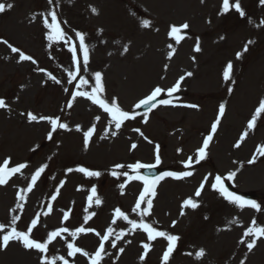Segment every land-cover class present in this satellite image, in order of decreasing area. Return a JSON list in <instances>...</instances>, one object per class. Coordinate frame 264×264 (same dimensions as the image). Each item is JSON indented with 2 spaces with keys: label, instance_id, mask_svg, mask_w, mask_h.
Instances as JSON below:
<instances>
[{
  "label": "rangeland",
  "instance_id": "374dc122",
  "mask_svg": "<svg viewBox=\"0 0 264 264\" xmlns=\"http://www.w3.org/2000/svg\"><path fill=\"white\" fill-rule=\"evenodd\" d=\"M0 2L13 5L10 10L0 13V29L6 35L8 43L21 47L26 54L39 59L43 65H47L57 50L55 41L47 39L49 30L43 23V16L52 10L57 12L65 30L82 32L90 45L94 48L102 47L95 56L92 69L103 73L105 96L111 100L112 95L118 96V102L123 105L127 101L133 103L156 86L168 89L181 76H185L183 71H191L195 76L192 82L195 94L193 101L202 104L198 111L165 110L148 121L152 130L156 128L160 132L167 131L168 136L163 137L170 140L172 145H177L180 142L179 136L183 135L181 143L186 148V153H191L199 145L198 131L211 124L216 102L225 96L224 86L231 84V81L223 79V62L232 57L240 40L252 41L250 45L254 48L246 55L247 73L238 83L236 91L237 99L243 97L245 113L241 114L238 105L229 108L225 105L226 118L222 120L219 137L211 149L212 164L202 167L199 174L188 180L190 182L175 183L168 179L161 187L153 214L144 217V221L159 231L179 236L180 239L170 254L169 264H264V237L257 240L250 252L246 245L252 237H244L245 230L251 226L254 218L258 226H264V202L259 203L262 206L260 212L250 207L241 210L237 205L223 201L218 190L211 187L214 182L209 178V175H215L214 172L224 176L235 172L241 191L264 192V156L256 159L259 163L249 164L254 155L256 158L261 156L258 149L264 146L262 113L257 117L256 121H259L253 130L247 127L260 101L264 99V5H261L260 0H242L240 3L245 15L239 20H235L239 16H233V13L222 14L220 6L223 0H53L51 5L48 0ZM92 7L98 10V14L91 11ZM134 9L146 10L152 19L147 27L135 19ZM184 23L189 28L182 31L185 40L179 44L169 36L163 40L160 32L154 33L156 29H160L168 34L172 25L180 26ZM225 36L226 40L223 42L222 37ZM102 38L108 43V47L104 48L100 44ZM170 43L175 48L171 59L169 53L172 49L168 48ZM197 43L200 47L198 52L195 51ZM125 46L127 51L124 50ZM141 66L152 67L153 70L148 82L140 83L142 86L138 88L134 86L136 81L132 76ZM103 68L108 69L107 75ZM94 74L95 71L88 74L87 88L93 86ZM55 77L60 81L59 84L50 77H45L38 67L23 64L19 60V54L8 52L7 46L1 44L0 97L5 96L14 83H18L19 88L16 97L10 99L13 102L5 101L8 107L0 110V162L11 157L12 164L27 163L28 167L25 173L0 189V223L9 225L13 215H20L16 227L18 230H25L37 213L45 212L49 199L52 195H57L59 189L53 211L47 216L41 215L35 239L44 242L48 233L61 227H69L71 231L81 226L93 227L101 235L112 227L113 236L105 242L108 255L104 256L102 264H162V255L168 246L167 240L158 237L149 241L147 233L141 229L130 230L131 225L115 215V209L119 208L129 219L140 220L138 214L132 211L139 185L109 183L107 179L99 184L96 177L89 178L76 171L80 166L107 168L118 162L122 153L118 145L113 144L112 154L116 158L100 165L101 157L97 151L99 144L94 143L92 148L83 146L85 130L95 124L98 136L102 132L105 118L95 108L79 101H74L72 108L67 107L70 100L69 92L64 90L69 89L67 64L60 63ZM46 86L48 91L44 90ZM34 94L38 95L36 100L33 99ZM29 112L37 116L60 117L61 122L67 123L71 130L58 129L53 134V140H48L50 124L47 121L29 122ZM96 116H100L99 121L95 119ZM161 117H180L183 124L174 122L169 126L162 125L158 123ZM193 123L198 125L197 129L190 128ZM243 124L244 132L247 131L248 134L241 141L242 134L239 132ZM77 125L80 126V131L77 130ZM122 132L123 130H119V136ZM237 142H240L239 148L235 147ZM38 144L42 146L41 149L31 154L30 150ZM167 153L168 147H165L164 158L168 160L171 156ZM142 157L139 159L151 161V149L150 154L146 153ZM184 157L185 155L178 159L182 160ZM43 164L48 165L42 177L45 179L42 181L41 178L35 190L26 194L23 211L17 209L13 213L11 210L18 202L17 193L21 188L27 187L32 173ZM169 164L172 163L167 162ZM69 168L73 171L68 172ZM49 175L48 184L46 178ZM205 177L208 179L203 193L196 197L195 189L200 188ZM22 178L25 180L20 185L18 182ZM121 184L125 185L123 189ZM93 186L102 201L99 206L95 205V198L93 204L88 205L87 197ZM188 198L197 202L199 207H183ZM93 211L96 215L86 224L84 217ZM65 212L71 214L66 224L63 222ZM99 215L105 218L100 226L95 223ZM233 220H238L239 223H230ZM39 229L43 232L44 241L39 235ZM7 230L9 229L6 228L5 231ZM121 232L124 233L122 239L116 241V248H112V240ZM68 242H74L91 256L98 249L100 240L92 233L78 234L76 238L71 237L70 233L64 234L49 245L46 254L49 261L55 258V264H63L59 254L69 264H90L89 257L82 254L69 257L66 247ZM145 243L150 247L148 255L141 260ZM121 247L124 248L123 253L118 251ZM201 249L205 255L198 259L196 253ZM23 251L26 249L18 242L5 252L0 249V264H15L13 260L18 255L25 257L22 264H40L38 252L24 255L20 253Z\"/></svg>",
  "mask_w": 264,
  "mask_h": 264
},
{
  "label": "snow or ice",
  "instance_id": "6c2138e0",
  "mask_svg": "<svg viewBox=\"0 0 264 264\" xmlns=\"http://www.w3.org/2000/svg\"><path fill=\"white\" fill-rule=\"evenodd\" d=\"M48 3L51 5L53 3V0H48ZM261 5H264V0H260ZM13 7L11 3H2L0 2V13H4L6 10H10ZM230 7H234L235 10L240 14L241 17L245 15L244 10L241 8V4L239 0H235L234 5H230V0H223V12L227 13L230 10ZM91 11L95 14H98V10L95 7L91 8ZM43 23L44 26L49 30L47 33V39L49 41H64L65 43H71V38L67 37V34L64 32L63 28L61 27V21L58 19L57 12L55 10H52L48 12L46 15L43 16ZM66 23V21L64 22ZM149 21L143 20L142 26L147 27L149 25ZM189 28V25L187 23H184L180 26L172 25L170 28V31L168 33L169 37H171L176 44H179L181 40L184 38L180 33L183 30H186ZM75 35L78 37V45L79 48L83 50V66L86 69L89 64L90 54H89V48L86 44V37L82 32L77 31ZM4 44H6L13 53L19 54V60L20 61H31L32 63H36L34 58L31 55L25 54L22 50H20L17 47L12 46L8 43L7 40L2 41ZM252 41H248V44H251ZM248 44L245 45L243 52L248 51ZM168 48L172 49V52L169 53V59H171L172 53L175 52V48L173 47V44H168ZM125 51H127V46L124 48ZM195 51H200L199 43H197L195 47ZM71 52L73 53V59L76 60V71L68 72V83H72V81L77 79V75L80 72V60L76 57L77 53V47L73 46L71 48ZM243 53L238 52L237 58L239 59L242 56ZM41 71H44L41 69ZM232 72H233V64L232 62H228L224 71H223V79L224 81H231L232 84L235 83V81L232 79ZM188 76H191L192 73H187ZM49 76L52 80H54L56 83H60L59 80L56 79L55 76H52L51 73H49ZM184 76H181L179 80L176 82V84L168 89L161 88L160 86L154 87L151 92L145 96L144 98L140 99L135 105V109L145 108L148 111H151L157 106V103L160 105H170L172 104V101L169 99H158L162 93H165L167 96L171 97L174 93H176L180 88V82L184 80ZM89 84V81L85 79L84 77H80L79 79V85L81 86H87ZM66 92L68 91L67 88L64 89ZM232 89L229 88V92H231ZM105 92V85L103 83V73L101 72H95L94 74V84L91 87V91H79L77 90L75 93H70V100L67 104L68 108H72L73 102L77 99V97H86L87 99L91 100L94 104L98 105L100 109L103 110L104 113L108 114L110 117L108 121V127L109 129L112 128L114 125L115 130H111L110 134L111 136H116L117 131L119 130L125 121L128 120H135L138 113L131 110H124L121 108L118 98H113L111 102L109 103L106 98H101V94ZM187 107L196 108L197 105L189 104L186 105ZM8 105L6 104L5 100L0 98V108H7ZM264 113V99H262L259 103L258 108L256 109L252 119L248 122V129H252L254 125L256 124L257 117ZM225 114V105L221 104L219 106V114L216 118V120L212 123L211 129L209 134L204 138L202 146L197 149V159L193 161V158L190 156L188 157L187 161H183L185 168H188L189 165L193 163H200V161L204 160L206 158V150L209 148L210 141H212L214 134L217 132V127L221 123V117H223ZM27 118L29 122H39V121H47L50 124V131L47 133V139L53 140V134L57 132L58 129H64V130H71L69 128V125L67 123L61 122L60 117H51V116H37L31 112L27 113ZM95 119L99 121L100 116H96ZM147 120L145 119V123ZM77 130L80 131L81 128L79 125H77ZM95 124L92 125L87 131L83 133L84 135V145L85 148L88 147L91 137L93 136L95 132ZM135 131L139 132L141 136L144 137L145 140H148V137L144 136V133L140 131L139 128L135 129ZM247 131L242 133L241 135V141L244 139L245 136H247ZM108 135V132L106 131L105 136ZM105 136H101V139H104ZM151 142V141H149ZM137 147L136 144H132L131 148L135 149ZM235 147H240V142H237ZM261 155H264V146L260 147L258 149ZM255 155L252 157L251 160H249V163L255 162ZM11 162V157L5 158L3 160V163L0 164V186L7 184L8 179L17 173H21L23 169L28 167L27 163H19L16 164L13 167H9V164ZM161 156L159 153V145H156V154H155V162L153 164H146L140 161H137L132 164L124 165V164H116L114 167L116 169H128L131 170L134 174L129 175V171H123L121 173H117L113 171L111 173L112 176L116 177L118 175L126 176L129 180H137V181H143L144 187L143 191L140 193L138 200L132 209L133 212H136L138 216L140 217V220L137 221L135 219H129L128 215L121 211V209L117 208L115 209V215L117 217L122 218L123 220L127 221L129 225H131L130 230H136L141 229L143 232L147 233V239L149 241H154L158 237H163L167 240L168 246L167 249L163 252L162 255V264H169L170 254L173 253L177 242L179 241V236L168 234L165 231H159L155 227H153L152 224L146 223L144 221V217L150 214V210L153 207V200L152 197L156 195L155 189L157 186V183L159 180L163 179L164 177H172L175 179H181L183 177H189L193 173L191 171H168L164 172L161 176L157 177H150L144 175L141 170H150L155 168L156 166L161 164ZM48 167L47 164H43L40 167H38L34 174L31 175L30 183L26 188H21L19 192L17 193L18 202L16 203L15 207L11 210L13 213L19 209L21 212L24 209V203L26 202V194L31 192L33 190V187L37 185L38 180L41 178L42 174L45 172L46 168ZM68 172H72L73 169L69 168L67 169ZM76 171H79L80 173H83L85 176L91 178V177H100L101 172L90 170L87 167L80 166L76 169ZM235 172H230L227 174V180L232 181L235 177ZM207 177H205L204 181L201 182L200 188L197 189L195 192V196L199 197L201 195V190L204 187V184L207 182ZM224 178H222L220 175H215L214 177V183L211 184V187L213 189H217L220 194L227 199L230 203H233L237 205L241 210H243L245 207H250L257 212L262 211V206L252 200L245 199L244 196L238 195L235 192L229 191L228 187L224 184ZM63 185V182H61V186ZM121 189L125 187V185H120ZM91 195L87 197L88 205L91 206L93 204V198L95 197L94 203L96 206H99L102 201L99 198L97 194V189L95 186L91 188ZM59 193V189H57V195ZM57 195L51 196V201H55L57 198ZM142 203L145 205V207L142 208ZM195 209L199 207V204L195 202L192 198H188L184 201L183 207H188ZM53 211L51 203L47 205V210L43 213H37L34 218L31 219L30 224L26 227L25 230H18L16 227L17 222L20 220V215H13L11 217V221L9 225H5L3 223H0V249H6L10 242H19L22 244V246L26 250H35L40 254V264H55V258H53L51 261H49L47 257V253L49 251V245L57 238V237H63L64 234H69L71 237L76 238L78 234L80 233H94L97 237H99L100 243L98 246V249L90 256L89 252L85 251L81 247H78L75 245L74 242H68L67 248L68 253L67 255L69 257H74L76 254H82L85 257H89L90 264H102V261L104 259L105 255H108V253L105 250V242H108L110 238L113 236L114 229L112 227L107 228L106 234L101 235L99 231H96L93 227H77L74 231H71L69 227H61L56 230L51 231L47 234V237L44 242H40L38 239L33 238V230L37 229V226L41 220V215L47 216ZM87 212V209H85ZM184 213L182 212L181 215ZM69 212H65L63 214V222H67L69 220ZM96 213L90 212L87 216L84 217V222L87 223L88 220H90L92 217H94ZM207 218V217H206ZM115 223V221H113ZM230 223H239L238 220L230 221ZM175 222H173V225ZM9 229L5 231V229ZM124 233L121 232L119 234H116L114 239L111 242V247L116 248V241H119L122 239ZM244 237H252L251 240L247 242V249L248 251H252V249L255 247L256 242L261 237H264V226H258L257 221L254 218L251 222V226L248 227L244 232ZM66 238V237H65ZM130 243V241H128ZM244 242L243 239L241 241ZM150 245L148 243L143 244L144 253L140 257L141 260H143L148 255V249ZM120 253L124 252V248L121 247L118 250ZM205 255L204 250L201 249L199 252L196 253L197 258L203 257ZM60 260L63 261V264H69L68 260H66L64 257H60ZM243 264V262H241Z\"/></svg>",
  "mask_w": 264,
  "mask_h": 264
}]
</instances>
